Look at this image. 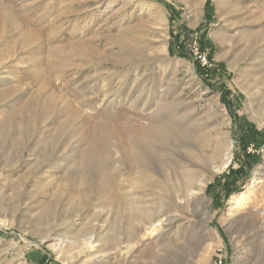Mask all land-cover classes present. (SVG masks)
Masks as SVG:
<instances>
[{
  "label": "rangeland",
  "instance_id": "1",
  "mask_svg": "<svg viewBox=\"0 0 264 264\" xmlns=\"http://www.w3.org/2000/svg\"><path fill=\"white\" fill-rule=\"evenodd\" d=\"M250 126L264 0H0V264H264Z\"/></svg>",
  "mask_w": 264,
  "mask_h": 264
},
{
  "label": "trees",
  "instance_id": "2",
  "mask_svg": "<svg viewBox=\"0 0 264 264\" xmlns=\"http://www.w3.org/2000/svg\"><path fill=\"white\" fill-rule=\"evenodd\" d=\"M209 6V2L207 1L206 2V5L205 7L208 8ZM209 9V8H208ZM206 19H208L210 17V13H209V10H208V13L205 15ZM227 94L225 92H222V98L223 100L226 98ZM229 105V103H227ZM230 106V105H229ZM239 121V120H238ZM243 123V121H242ZM264 132V130H263ZM262 132V133H263ZM259 131L253 129L252 126L249 127L248 129V132L247 134H245V137H249L251 138L252 140H255L256 143L259 141L260 142V137H261V134L259 136ZM257 136V137H256ZM257 138H259V140L257 141ZM248 140V139H247ZM244 142H246L245 139H243ZM246 147H244V150H243V163L242 165H240L238 168L236 169H233L232 172L229 171L228 175H235V176H239V175H242L243 173H245L247 170H249L255 163L258 162L259 158L256 154H250V153H247L245 151ZM230 183L231 181H225L223 182V185H222V190L224 192V197L228 196L230 193H231V189H230Z\"/></svg>",
  "mask_w": 264,
  "mask_h": 264
},
{
  "label": "bare ground",
  "instance_id": "3",
  "mask_svg": "<svg viewBox=\"0 0 264 264\" xmlns=\"http://www.w3.org/2000/svg\"><path fill=\"white\" fill-rule=\"evenodd\" d=\"M221 149V148H220ZM223 148L221 149V152H219L220 150H217L215 151L214 155L212 156V158H204L203 160H200L201 163L204 165L205 168H212L214 170H218V169H221V168H224L228 165L229 163V160H230V157H231V152L229 151V149L226 151V152H223ZM195 152L192 151V155L195 157L196 154H194ZM220 153V154H219ZM189 157L193 158L192 155H191V152L188 154ZM202 155V154H200ZM205 157V156H204ZM194 159V158H193ZM213 160H216L217 164L215 165H212L213 163ZM189 161V165L193 164L192 160L191 159H188ZM177 162V161H176ZM184 162V161H183ZM176 172V171H175ZM189 178H190V181L185 185L183 186V189L186 190V192L188 194H192L194 189L192 188L194 186V184H191L192 183V175L189 174L188 175ZM242 204V200H238V205L240 206Z\"/></svg>",
  "mask_w": 264,
  "mask_h": 264
},
{
  "label": "built area",
  "instance_id": "4",
  "mask_svg": "<svg viewBox=\"0 0 264 264\" xmlns=\"http://www.w3.org/2000/svg\"><path fill=\"white\" fill-rule=\"evenodd\" d=\"M193 54L198 62L201 63L202 66L207 67L209 66L208 60L203 52H201L197 46L193 47Z\"/></svg>",
  "mask_w": 264,
  "mask_h": 264
}]
</instances>
